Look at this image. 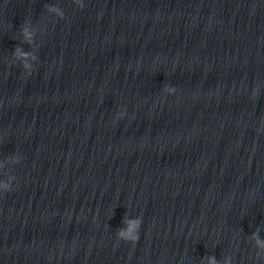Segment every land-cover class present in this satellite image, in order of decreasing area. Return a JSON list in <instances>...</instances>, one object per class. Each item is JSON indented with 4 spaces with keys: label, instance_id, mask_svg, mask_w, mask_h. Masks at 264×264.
Masks as SVG:
<instances>
[{
    "label": "clouds",
    "instance_id": "clouds-1",
    "mask_svg": "<svg viewBox=\"0 0 264 264\" xmlns=\"http://www.w3.org/2000/svg\"><path fill=\"white\" fill-rule=\"evenodd\" d=\"M121 235H123V233H121Z\"/></svg>",
    "mask_w": 264,
    "mask_h": 264
}]
</instances>
